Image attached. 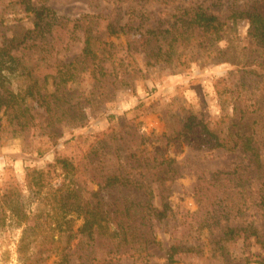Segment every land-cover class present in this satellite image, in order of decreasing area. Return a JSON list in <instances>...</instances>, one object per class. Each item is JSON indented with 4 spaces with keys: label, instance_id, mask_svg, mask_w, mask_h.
<instances>
[{
    "label": "rangeland",
    "instance_id": "374dc122",
    "mask_svg": "<svg viewBox=\"0 0 264 264\" xmlns=\"http://www.w3.org/2000/svg\"><path fill=\"white\" fill-rule=\"evenodd\" d=\"M180 3L201 4L222 19L228 15V0ZM29 4L49 6L57 16L72 23L61 27L56 19L46 39L31 47L30 39L20 43L17 55L26 68L17 67L9 86L24 90L32 84V77L42 85L47 76L46 87L40 90L50 94L56 89L51 76L60 63L76 62L77 74L61 86L56 96H49L55 100L61 118L50 119L45 107L30 99L34 124L0 131V193L13 190L24 194L26 198L18 203L28 215L21 218L10 210L4 218L0 215V264H62L63 253L68 258L65 264H165L171 244L201 247L197 252H180L175 264H244L247 256L263 255L260 244L244 236L225 242V257L213 244L227 225L252 221L261 228L263 216L251 204V198L236 197L245 202L242 214L230 208L237 204L232 196L221 201L227 193L233 195V172L237 169V174L244 173L248 156L237 150L190 143L192 137L169 139L170 130L186 115L193 114L210 128L222 131L227 128L223 119L226 115L239 118L233 113V104L218 96L215 85L226 78L233 87L238 70L246 63L258 68L264 65V51L248 35V20H229L222 38L205 35L197 42L180 45L179 60L167 63L155 62L139 31L107 36L102 29L108 22L128 20L134 25L142 22L145 26L165 27L174 19L171 14L176 4L157 0H0V47L33 27ZM80 18L82 27L93 25L106 41L114 42L112 54L101 64L102 73L95 64L86 60L83 63L82 28L71 30ZM0 115L4 120L2 112ZM55 155L66 156L75 164L74 179L81 186L84 200L94 206L100 200L107 211L105 216L110 222L104 221L103 229L95 231L93 237L82 232V216L72 213L62 218L58 209L47 216L45 204L29 203L26 167L44 168ZM170 158L174 159L175 175L154 182L151 199L157 209L163 208L164 201L169 202L171 208L163 220L148 219L141 213L146 197L134 187L107 188L99 196L93 195L103 177L114 169H140L138 165L143 161L151 164L154 159ZM217 172L221 181L214 185L212 175ZM69 181V175L63 174L53 185H67ZM248 182L250 187L245 193L252 196L255 185L250 179ZM241 189L237 186L234 191ZM218 204L226 210L215 218L212 208ZM32 207H38L40 214H31ZM115 225L121 229L111 238ZM121 236L125 240L120 245Z\"/></svg>",
    "mask_w": 264,
    "mask_h": 264
},
{
    "label": "trees",
    "instance_id": "16d2710c",
    "mask_svg": "<svg viewBox=\"0 0 264 264\" xmlns=\"http://www.w3.org/2000/svg\"><path fill=\"white\" fill-rule=\"evenodd\" d=\"M157 1L169 5L176 4L175 12L171 14L174 19L167 26L151 24L145 26L142 22L134 25L128 20L124 23L108 22L102 31L107 36L129 35L134 31H139V36L146 42L147 47L149 46V54L155 58V62L172 63L179 60L182 54L178 51L180 45L197 42L199 38L205 35L213 36L214 39L222 38L229 20L234 23L239 18H246L249 24V37L264 51V0H228V15L223 19L219 13L210 11L207 7L198 3L183 4L180 3V0ZM28 7L33 12V27L22 31L21 34L12 36L9 40L7 39L5 44L0 47V112L5 116L3 120L2 115H0V131L14 125L24 128L34 124V117L30 114V99L44 106L50 119L57 120L61 118L56 111L55 100L49 99V96H56V92L60 90L61 86L68 80L74 79L77 74V71H75L76 62L60 63L56 73L51 76L54 79L56 89L50 94L42 93L40 90L41 87H46L47 76L44 78L42 85H38V79L32 77V84L24 90L21 88L14 90L9 86L10 76L15 74L17 67L26 68V65L17 55L16 49L19 44H26L30 39L31 47L33 43L46 39L47 34L52 32L56 19L60 22L56 24L61 27H68L72 23L71 19L57 16L55 11L44 4H29ZM81 21L83 19H76L71 30L74 32V29H78L76 27L82 28L83 63L86 60V62L89 61L95 64L98 66L97 71L102 73L103 67L101 64L112 54L111 48L114 46V42L106 41L102 37V31H98L93 25H83L84 27H82ZM152 41L155 43L151 46ZM254 65H257V63ZM258 66L259 68L246 63L244 67H241L238 70V81L233 87L228 84L226 78H220L216 81L215 86L218 96L225 102L233 104V113L239 115L238 119L233 118L231 115H226L223 118L225 120L224 124L227 126L225 131L210 128L207 123L190 114L183 116L178 121L177 126L170 130L172 133L169 135V139H180L181 136H186L187 139L192 137L190 143L195 142L196 145L209 144L211 148L227 151L237 150L248 156L244 173L237 174V169L233 172L231 179L235 182L232 189L233 195L227 193L221 198V201L232 196V201L236 200L237 204L230 205V208H236L235 212L242 214L246 210L244 208L246 206L245 202L236 199V197L242 198L246 195L251 198V204L261 213L263 220L261 228L252 221L241 225L225 226L222 235L213 240L215 250H220L221 255L224 257L227 254L224 249L225 242L232 241L239 236L248 239L253 238L264 249V162L262 159L264 157V65L259 64ZM220 83H222V86L219 85ZM237 100H240L239 104H236ZM154 162L149 164L147 161H143L138 165L140 169H114L103 177L99 183V189L93 195L99 196L107 188L134 187L146 197V203L141 213L147 214L148 219H165L171 207L167 201L163 202L162 209H157L152 204L153 183L164 182L175 175V169L172 166L174 159H162L160 161L154 159ZM76 172L77 168L73 161L61 155H55L54 160L47 163L44 168L30 169L27 166L25 181L30 192L28 196L29 203L31 200L45 204L48 207L45 208L47 216L56 209L60 210L62 218H67L72 213L82 216L84 219L81 226L82 232H86L87 235L93 237L95 231L99 232L103 229L104 221L110 222L108 221L109 217L105 216L107 211L100 200H98L96 206L91 201L84 200V195L80 192L81 186L77 185L74 179ZM63 174L69 175V183L60 186L53 185V181ZM217 175L218 172L212 175V180H214L212 184L214 185L216 183L220 184L221 181V177H217ZM202 179L207 181V178ZM249 179L255 185L252 196L245 193L250 187ZM70 182H73V186H70ZM237 186H241L242 191H234ZM23 198H26L24 194L20 195V193L13 190L0 193V215L3 216L2 218L6 216L8 210L15 212L21 218L28 217L23 204L18 203ZM225 205L227 204L225 203ZM219 206L221 205L218 204L217 208H212V217L216 218L225 212V206L222 208ZM38 207L35 209L30 208V213L40 214L41 211ZM229 213L230 209H227L226 214ZM65 229L68 230L69 227ZM120 229L118 225H115L109 236L115 238ZM124 240L125 236H121L120 245ZM200 249L201 247L197 245L171 244L166 250L165 264H175V256L180 252H197ZM61 257V263L65 264L68 260L67 255L63 253ZM244 264H264V254L247 256L244 259Z\"/></svg>",
    "mask_w": 264,
    "mask_h": 264
}]
</instances>
